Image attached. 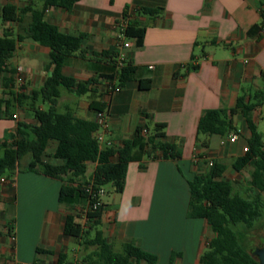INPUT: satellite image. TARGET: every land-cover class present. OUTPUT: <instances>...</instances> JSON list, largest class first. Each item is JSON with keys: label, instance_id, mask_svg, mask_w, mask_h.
I'll return each instance as SVG.
<instances>
[{"label": "crops", "instance_id": "obj_1", "mask_svg": "<svg viewBox=\"0 0 264 264\" xmlns=\"http://www.w3.org/2000/svg\"><path fill=\"white\" fill-rule=\"evenodd\" d=\"M27 1L0 0V18L5 6L23 7ZM140 9L162 12L149 17L139 15ZM263 9L264 0H82L70 11L52 8L46 12L45 20L61 33L87 35L81 50L67 59L64 74L78 83L97 80L93 91L81 98L62 90L59 107L94 122L100 113L97 110L105 107L107 140L114 147L135 138L140 128L152 134L163 125L159 140L175 146L181 154L178 160L145 157L131 163L122 193L105 188L102 202L106 208L98 230L115 252L121 253L129 243L155 256L157 264H200L215 235L207 221L189 218V183L208 172L210 162L227 166L224 179L230 183L246 171L251 176L252 168L237 173L233 164L245 155L252 133L242 110L233 118L240 132L235 144L223 145L228 137L199 135L198 126L206 111L234 109L243 99L254 106L251 117L260 133L264 122ZM125 15L145 30L141 46L137 39L127 40L129 49L119 42L117 25ZM31 22L30 14L23 24L2 21L0 36L8 30L16 35ZM50 55L49 48L32 40L20 43L9 61L10 73L0 74V100H9L10 91L16 93L19 68L27 81L26 95L41 90L50 76ZM120 56L135 73L119 93L109 95V81L101 77L115 74ZM145 81H151L146 91L140 88ZM14 107L18 117L22 110V119L0 116V140L15 132L19 121L35 124L28 104L19 107L15 102ZM56 148L57 143H51L49 155ZM62 187L59 180L19 171L0 184V264H58L60 255L66 256V263L78 262L74 252L84 247L83 241L66 237L65 225L67 217L77 213L78 221L85 224L81 212L88 204L80 198L61 204ZM95 233L91 231V238ZM38 249L42 253H37ZM87 251L89 258L95 249ZM86 259L83 264H90L84 263Z\"/></svg>", "mask_w": 264, "mask_h": 264}, {"label": "trees", "instance_id": "obj_2", "mask_svg": "<svg viewBox=\"0 0 264 264\" xmlns=\"http://www.w3.org/2000/svg\"><path fill=\"white\" fill-rule=\"evenodd\" d=\"M81 1L28 0L26 6L7 5L1 10L4 24H23L24 17L28 14L31 15L32 22L16 35L8 30L0 36V74L10 73L9 61L18 45L25 40H32L49 48L51 55L47 67L50 76L41 90L34 91L30 96L17 95L10 91L9 100H0V116L4 114L13 120V116L16 115L14 114L16 102L19 107L28 104L35 120V124L19 121L15 132L6 133L4 139L0 140V179L12 180L17 171L35 173L63 182L61 204L77 198L85 200L88 204L84 209L88 211L85 224L78 221L80 214L69 215L64 232L66 237L77 242L82 240V245L87 249H95L84 263L157 264L155 256L133 244H125L121 253L114 251L113 246L98 230L106 206L103 204L97 210L91 208L96 200L85 189L92 186L94 191H99L111 185L117 193H122L131 163L141 162L145 157L152 160H178L181 154L175 146L159 140L162 138L160 133L163 125L157 126L152 134L148 129H138L135 138L124 141L121 147L101 148L95 138L99 130L97 122L76 118L71 113L59 112L62 90L81 98L93 91L92 87L96 85L97 80L78 83L64 74L67 59L81 50L87 35L63 34L45 20V14L52 8L70 11ZM161 12V9L137 11L139 15L149 17H156ZM262 18L264 24V9ZM144 35L145 30L138 28L130 19L125 32L126 39H137V44L141 46ZM115 68L113 76L101 77L109 81L106 86L107 92L108 87H113L115 83L122 89L132 80L135 73L130 63H126V66L119 70L115 61ZM140 88L144 91L149 90L151 81L141 82ZM40 101L48 106L47 110L39 106ZM104 108L98 109L97 112L105 111ZM253 109L254 106H248L240 99L236 108L208 110L200 120L199 135L240 136L233 118L242 110L245 122L252 133L247 144L248 152L233 164V169L237 173L252 168L248 188L243 194L235 190L233 183L224 179L227 166L217 162H213L208 172L197 175L189 183L191 194L189 218L207 221L215 235L208 243L200 264H260L255 254L242 243V238L257 229V224L264 218V136L258 133L252 121ZM144 130L148 131L147 136L143 135ZM53 142L57 143V148L51 156L48 151ZM27 157H30V160L23 167L22 163ZM49 159L56 164L51 163ZM89 164H96V168L91 179L87 180ZM93 230L96 233L95 237L91 238ZM10 231L13 232L12 226ZM37 253L40 254L42 251L38 249ZM66 260L65 255H60L58 264H68Z\"/></svg>", "mask_w": 264, "mask_h": 264}, {"label": "built area", "instance_id": "obj_3", "mask_svg": "<svg viewBox=\"0 0 264 264\" xmlns=\"http://www.w3.org/2000/svg\"><path fill=\"white\" fill-rule=\"evenodd\" d=\"M130 19H131V17H127L120 24L117 25V30L119 33L118 34V40L124 49H129L131 47V43L127 41L126 36H125V32H126L128 22ZM126 63H127V61H126V58L124 56L118 57L117 65H118L119 70L122 69L123 67H125ZM108 91H109L108 92L109 95H113L114 93H119L121 91V88L118 86V84H114L113 87H108ZM15 92L17 95H26L27 94V81L23 76V69L22 68L18 69V74L16 77ZM13 118H14V120H17L18 115L17 114L14 115ZM96 122L99 125V130L95 134V138H96L97 142L99 143L100 147L101 148H103L105 146L114 147V143L112 141L107 140V135L109 133L108 112L106 110L103 112H100L98 114ZM143 135L147 136L148 131L144 130ZM238 140H239V135L231 134L228 136L227 140L223 141V145H225L227 142L235 144L238 142ZM244 151H245V153L248 152V147H245ZM209 166L212 167L213 162H210ZM5 182H6L5 178L0 179V184H4ZM85 190L92 196L93 199L96 200V202H94V204L91 206V208H93L94 210H97L100 206L103 205L102 199L106 195L105 189H100L99 191H94L93 187L89 186ZM87 212L88 211H84L83 216H82V218L85 220V222H86V218H87Z\"/></svg>", "mask_w": 264, "mask_h": 264}, {"label": "rangeland", "instance_id": "obj_4", "mask_svg": "<svg viewBox=\"0 0 264 264\" xmlns=\"http://www.w3.org/2000/svg\"><path fill=\"white\" fill-rule=\"evenodd\" d=\"M2 24L3 23H2V20L0 18V27ZM63 93H67V92L65 90H63ZM39 106H44L42 101L39 102ZM45 109L47 110L48 106H45ZM21 112H22V110H21ZM21 112L18 113L19 114L18 119H22ZM59 112L62 114L66 113V111L62 107H59ZM242 125H243L242 122H239V127H242ZM259 132L264 134V122L261 124ZM29 160H30V157H27L23 161L22 166L24 167L29 162ZM94 170H95V165L89 164L88 169H87V174H86L87 180L91 179V177L93 176ZM247 179H250V172L249 171H246L243 174V176H240V178L238 179L237 182H234L235 190L237 192L243 194L246 191V189L248 188V182L246 181ZM108 190L113 191V187L110 185L108 187ZM78 200H80V199H78ZM83 203L86 204L85 201H83ZM83 212H84V210L81 212V216H83ZM14 218H15V222H16L15 227L17 229V209L16 208L14 211ZM82 221H84V219ZM242 243L253 253L257 249H260V247H262V244H264V218L261 220L260 223L257 224V229L253 230L250 234H248L242 238ZM15 247H17V243L15 244ZM115 250L120 251V248H115ZM88 253H89V251H87L86 248L82 247V249L80 251L74 252V254L78 256V259H77L78 262L74 261L72 263L83 264V261H84V259L87 258L86 256L88 255ZM34 256H35V258H39V255L37 253H34ZM69 263H71V262L68 261V264ZM141 264H146V263L142 262Z\"/></svg>", "mask_w": 264, "mask_h": 264}, {"label": "water", "instance_id": "obj_5", "mask_svg": "<svg viewBox=\"0 0 264 264\" xmlns=\"http://www.w3.org/2000/svg\"><path fill=\"white\" fill-rule=\"evenodd\" d=\"M254 254L256 259L259 260L260 264H264V247L257 249Z\"/></svg>", "mask_w": 264, "mask_h": 264}, {"label": "flooded vegetation", "instance_id": "obj_6", "mask_svg": "<svg viewBox=\"0 0 264 264\" xmlns=\"http://www.w3.org/2000/svg\"><path fill=\"white\" fill-rule=\"evenodd\" d=\"M264 247V244H262V247H260V248H263Z\"/></svg>", "mask_w": 264, "mask_h": 264}]
</instances>
